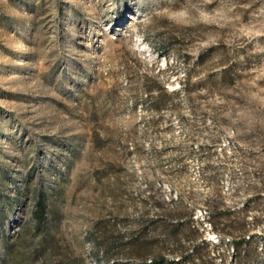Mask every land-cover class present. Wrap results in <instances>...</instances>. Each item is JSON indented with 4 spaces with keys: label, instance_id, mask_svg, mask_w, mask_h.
<instances>
[{
    "label": "rangeland",
    "instance_id": "rangeland-1",
    "mask_svg": "<svg viewBox=\"0 0 264 264\" xmlns=\"http://www.w3.org/2000/svg\"><path fill=\"white\" fill-rule=\"evenodd\" d=\"M0 264H264V0H0Z\"/></svg>",
    "mask_w": 264,
    "mask_h": 264
},
{
    "label": "trees",
    "instance_id": "trees-1",
    "mask_svg": "<svg viewBox=\"0 0 264 264\" xmlns=\"http://www.w3.org/2000/svg\"><path fill=\"white\" fill-rule=\"evenodd\" d=\"M45 209L46 208L43 199H39L36 203V211H35V215L38 220L44 219Z\"/></svg>",
    "mask_w": 264,
    "mask_h": 264
},
{
    "label": "bare ground",
    "instance_id": "bare-ground-1",
    "mask_svg": "<svg viewBox=\"0 0 264 264\" xmlns=\"http://www.w3.org/2000/svg\"><path fill=\"white\" fill-rule=\"evenodd\" d=\"M212 236V240L213 241H217L218 240V236L216 234H211Z\"/></svg>",
    "mask_w": 264,
    "mask_h": 264
}]
</instances>
